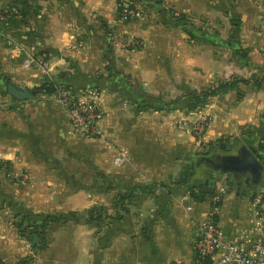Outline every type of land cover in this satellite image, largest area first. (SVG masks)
I'll use <instances>...</instances> for the list:
<instances>
[{
  "label": "crops",
  "instance_id": "0c3cea01",
  "mask_svg": "<svg viewBox=\"0 0 264 264\" xmlns=\"http://www.w3.org/2000/svg\"><path fill=\"white\" fill-rule=\"evenodd\" d=\"M1 7L15 17L0 22L9 44L0 45V87L5 78L33 91L48 81L23 66L19 47L36 46L49 55L52 79L77 95L101 91L105 118L88 142L72 133L55 94L20 102L0 88V260L193 264L217 197L225 241L250 226L253 199L264 193V0H0ZM232 78L251 82L202 111L153 106ZM200 114L213 123L199 142L191 126ZM241 148L255 156L259 175L246 171L241 186L222 194L223 182L214 194L198 189L200 172L218 173L208 167L213 155L237 157ZM61 214L74 217L49 228L42 250L32 246L27 221L17 226Z\"/></svg>",
  "mask_w": 264,
  "mask_h": 264
},
{
  "label": "built area",
  "instance_id": "2783aa9c",
  "mask_svg": "<svg viewBox=\"0 0 264 264\" xmlns=\"http://www.w3.org/2000/svg\"><path fill=\"white\" fill-rule=\"evenodd\" d=\"M134 15L129 10L125 17ZM23 51L26 55L24 68L37 70L47 80H52V65L48 53L36 46H30ZM101 98V91L97 88L85 90L80 95L64 89L57 92V100L68 114L73 134L85 140H96L100 137L105 118ZM212 123L211 116L200 114L192 123L193 134L203 140ZM123 161V154L115 159L117 165ZM224 191L221 187V194ZM220 200L218 197L214 199L208 218L199 227L193 264H264V193L253 199V222L231 241H225L220 230Z\"/></svg>",
  "mask_w": 264,
  "mask_h": 264
},
{
  "label": "trees",
  "instance_id": "16d2710c",
  "mask_svg": "<svg viewBox=\"0 0 264 264\" xmlns=\"http://www.w3.org/2000/svg\"><path fill=\"white\" fill-rule=\"evenodd\" d=\"M24 1L30 2L33 0H24ZM160 1L161 0H158V2ZM123 11H124V8L122 10V14H123ZM179 19H180V16H179ZM60 79H62V77H60ZM252 81H256V79L253 78ZM261 81L257 80V82H261ZM250 82H251V79L248 80V79L235 78L230 81L221 82L209 88H205L202 91L190 92L187 95L180 97L177 100H174L172 104H175V105L180 104V103L185 104V106H187V112L192 113V112H195L197 110L207 107L214 98L223 97L227 95L228 93H230L232 90L238 89L240 85H249ZM4 83L5 85H7L8 83H11V80L5 78ZM61 89H64V90H67L73 93L71 86L57 79L48 80L44 82L43 84H41L40 86L34 88V90L37 92V96L54 95ZM182 101H184L185 103ZM124 200L125 199H120L119 203L122 204ZM91 216H94V215L91 213ZM69 217L73 218L74 214H69V216H66L64 214L36 215L35 217H26L22 221V223H18L17 226L22 230L24 227V223H26L27 221L28 225L26 228L29 230V233L32 235L38 234L39 237L42 239L41 244L39 243V245H37L38 246L37 248L42 250L48 244L46 240V234L49 228L52 225L57 224V223H66L69 220ZM34 261H35L34 257L29 256V257L23 258L20 264H33ZM0 264H8V263L0 260Z\"/></svg>",
  "mask_w": 264,
  "mask_h": 264
},
{
  "label": "water",
  "instance_id": "95a60500",
  "mask_svg": "<svg viewBox=\"0 0 264 264\" xmlns=\"http://www.w3.org/2000/svg\"><path fill=\"white\" fill-rule=\"evenodd\" d=\"M6 92L11 95L15 100L20 102L31 101L35 98L36 91L30 89H21L15 86L13 83H8L6 85ZM240 156H223L221 154H216L209 159L208 167L215 170L216 175H213L212 178L205 177L203 172H200L195 178L196 181H199L197 184L198 189L203 190L204 192L209 191L211 194H214L218 184L221 182L225 183V190L233 188L235 184L241 186L242 176L246 174V171L251 172L252 166L257 165V159L255 156L249 152L246 148H241L239 150ZM260 170L255 174L259 175ZM254 174V175H255ZM210 187V189H209ZM40 243V237L38 234L33 235L32 246L36 247Z\"/></svg>",
  "mask_w": 264,
  "mask_h": 264
},
{
  "label": "rangeland",
  "instance_id": "374dc122",
  "mask_svg": "<svg viewBox=\"0 0 264 264\" xmlns=\"http://www.w3.org/2000/svg\"><path fill=\"white\" fill-rule=\"evenodd\" d=\"M143 10L142 9H139V11H135L134 10V13H135V16L134 17H139L140 15H141V12H142ZM15 13V11H13V9L11 8V7H6V8H3V7H1V9H0V22H6V23H9V24H11L12 23V21H13V19H14V17H15V15H13ZM13 15V16H12ZM10 18V19H9ZM13 18V19H12ZM129 19H132V18H129ZM14 45L15 43H11V45ZM0 45L1 46H3V47H8V39L6 40V38L5 37H2V36H0ZM10 45V46H11ZM16 45V44H15ZM139 46V45H138ZM137 45H136V47H138ZM19 50L21 51V54L23 55V54H25V52L21 49V47H19ZM24 64H25V59H24ZM24 64H23V66H24ZM35 71H37V70H35ZM232 79H235V78H232ZM231 79V80H232ZM1 88V90H4V91H6V85L5 84H3V86L2 87H0ZM62 90V89H61ZM164 92V91H163ZM160 93V92H159ZM155 94H157V93H155ZM159 96H161V95H159ZM185 96V95H184ZM55 97L57 98V93L55 94ZM156 98H157V96H155ZM170 97V96H169ZM183 97V96H182ZM160 99H158V100H163L161 97H159ZM182 102H184V101H182ZM185 103V102H184ZM153 106H156V107H163V106H165V107H167L169 110L170 109H174V108H182V111H184V112H186V113H188L187 112V106H185V104H182V103H180V104H177V105H175V104H167V105H161V104H159L158 102H155L154 103V105ZM201 111H202V109H200ZM200 110H197V111H195V112H198V111H200ZM195 112H192V113H195ZM190 114V113H189ZM191 131H192V126H191ZM191 135H193V137L197 140V141H202V140H200L199 138H197L194 134H193V131L191 132ZM86 141H88V142H93V140H86Z\"/></svg>",
  "mask_w": 264,
  "mask_h": 264
}]
</instances>
